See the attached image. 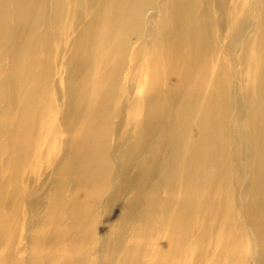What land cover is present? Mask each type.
<instances>
[{
	"label": "bare ground",
	"instance_id": "1",
	"mask_svg": "<svg viewBox=\"0 0 264 264\" xmlns=\"http://www.w3.org/2000/svg\"><path fill=\"white\" fill-rule=\"evenodd\" d=\"M46 162L66 179L48 198L37 261L53 259L41 254L49 230L65 243L61 221L105 206L109 221L119 218L113 208L128 195L144 225L129 263H138L150 230L146 264H181L190 252L185 264L194 254L197 264H247L250 242L241 241L243 250L234 242L245 234L233 228L232 173L250 163L256 238L264 222V0H0V201L13 206L9 225L19 222L27 169ZM114 179L122 186L109 194ZM99 217H90L76 255L93 243ZM202 241L213 250L198 256ZM120 245L103 264H129V253L115 260ZM62 255L54 264L66 263ZM87 264H97L94 256Z\"/></svg>",
	"mask_w": 264,
	"mask_h": 264
},
{
	"label": "rangeland",
	"instance_id": "2",
	"mask_svg": "<svg viewBox=\"0 0 264 264\" xmlns=\"http://www.w3.org/2000/svg\"><path fill=\"white\" fill-rule=\"evenodd\" d=\"M151 12H154V10L147 11V15H149ZM131 40L133 45H136L141 41L139 37H132ZM239 85L240 84H237L238 87ZM238 94L242 96L243 94L244 96L248 95L245 90L242 94V92L237 89L236 95L238 96ZM237 96L235 98H237ZM232 132H237L236 125ZM235 136L237 138L235 145L242 146L244 140L241 134L237 135L236 133ZM128 145L129 142L125 143V146ZM231 157V159L234 158L233 155ZM120 161L121 156L115 158V161H113L111 165V173L112 175L114 174V178L118 174L122 176V171L120 170L119 166ZM248 164H246L245 162H241L239 165V172L232 173V188L235 189L233 203L236 206L237 213L233 228H237L245 234L244 238L242 239L235 237L234 242L238 246L239 250H243L241 241L243 242L244 240H247L248 242H250V251L247 257V264H264V250L263 248H261V239L262 236L264 237V222L261 225L263 231L259 234V236H261L254 238L251 227L254 225L255 221H252L251 216L249 214L247 215V208L250 204L248 186H250V184L252 183V170H250L249 162ZM56 169V166L51 163L49 164V162L48 164L46 162V164L42 166H37V164L31 165L30 168L27 169L23 180V190L21 191L23 196L21 197L23 200V204L22 208L18 210L19 222H16L14 226L12 224L9 225V219L13 212V206L10 200H7V198L4 197L2 201H0V259H3L6 254L7 258L5 264H17L19 258L21 257H23L24 260L23 264H54L56 256L60 255V253L63 251L64 255H62V258L65 259V264H87L90 256H94L97 264H103L105 255L108 253V251L113 250L112 253L114 254V251H116V248L119 243V245L121 244V250L119 255H114L115 260L118 261L119 259H121L123 254L125 255V253H129V255H126L128 260L125 261L126 263H129L132 259L130 252H134L136 247V244L134 243L137 237V233L139 230H141L140 228L144 227V225L142 226L143 217L141 216V207L137 204H131L128 195L122 197V199L120 200V205H117L113 208L116 214H119V218L115 215L114 218L109 221V217L107 214L108 207L105 206V210L103 211V213L101 212L102 209L100 208L98 211H96V209L94 212L90 213L89 216L85 217L82 216L80 211L78 212L79 217L77 220L74 219L73 221H61V227H69V231L64 244H59L55 241L54 232L52 230H49L46 234L43 233L45 237L44 239L42 237V240H40L42 244L41 254L43 258L44 253L47 254L49 252L54 253V256L53 259L45 258L42 261H37L35 259V254L32 251V247L38 240L37 234L43 229V223L45 219L44 215L47 212V208L49 206L48 198H50L54 194L59 184L62 183V181L64 182V179H66L63 178V176L57 177ZM71 183H73V180ZM75 186L76 185L73 184V186L69 190V194H72L76 191ZM120 186H122V182H117V180L114 179L109 194L113 193V191H115ZM107 196L109 195L107 194ZM107 196L105 197V199L103 198L102 200V203L104 205L106 204V202L108 203ZM96 213L100 215V220L99 229L96 231L95 234L96 240L94 239L93 241V243L95 242V251L92 254L91 248L93 243L88 242L84 247V254H82V256L76 255L74 247L76 248V246L78 245L77 241L80 239L82 232H86L88 229L90 230V217ZM247 217L250 221H247ZM222 218L223 217L221 216V220ZM119 223L120 226L118 227ZM220 224L221 221H218L216 223L215 227L212 228L213 232H215L216 228ZM10 231H12L11 238L10 240H8ZM116 231H118L119 234H117ZM151 234L152 231L150 230L148 233L145 234L143 239L144 248L140 251L141 256L138 259V263L135 264L147 263L148 256H145V254L147 253L149 246L147 248L146 246L148 245V243H150L152 239ZM197 234H199V232ZM115 239H117L116 244L114 243L113 248L110 249L109 246ZM8 241H10V243H8ZM209 244L210 243H208V241H202V243L199 244L198 256H201L202 253L206 254L208 251L213 250V246ZM88 249H90V253H86ZM89 254L92 255L89 256ZM190 254H193V252H190L189 254H187V256H185L184 254L185 257L182 254L183 260L181 264L186 263V257L190 258ZM198 260L197 255L194 254L193 259H191V262H189V264H197Z\"/></svg>",
	"mask_w": 264,
	"mask_h": 264
}]
</instances>
